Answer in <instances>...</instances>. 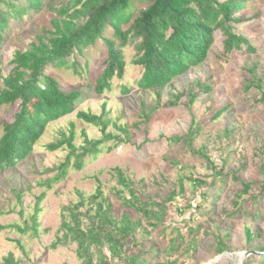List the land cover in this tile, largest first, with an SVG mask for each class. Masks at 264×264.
<instances>
[{
  "label": "rangeland",
  "instance_id": "374dc122",
  "mask_svg": "<svg viewBox=\"0 0 264 264\" xmlns=\"http://www.w3.org/2000/svg\"><path fill=\"white\" fill-rule=\"evenodd\" d=\"M9 1L27 6L24 0ZM64 1L45 0L38 11L28 10L20 18L5 14L2 76L10 71L15 51L26 50L51 30V10ZM147 5L134 2V16ZM234 17L232 33L248 40L252 51L242 46L225 54V38L215 31L207 59L161 89H138L142 68L132 63L139 56L134 43L121 48L123 77L113 78L111 91L100 96L93 89L107 58L102 40L81 55L74 52L67 67L46 68L64 90H79L81 98L74 112L46 125L24 160L0 172V226L6 227L0 231V263L12 254L19 264H81L77 243L64 236L62 224L74 225L76 215L83 231L97 225L96 204L105 200L112 218L128 215L137 223L124 250L145 260L142 264H241L236 255L246 252L244 264H264V1L244 3ZM104 38L113 39L111 29ZM123 87L128 89L125 96ZM103 104L105 133L112 137L94 157L82 159L81 169L74 168L71 158L65 176L55 181L69 150L63 146L48 152L46 146L71 131L75 154L85 145L83 134L101 140L99 128L76 114L98 116ZM17 111L18 104L0 107V136L2 124ZM244 184L249 185L247 193ZM96 190L100 199H94ZM12 225L27 230L8 228ZM102 230L115 232L112 225ZM98 252L107 264H122L109 256L107 244L90 247L93 261Z\"/></svg>",
  "mask_w": 264,
  "mask_h": 264
},
{
  "label": "trees",
  "instance_id": "16d2710c",
  "mask_svg": "<svg viewBox=\"0 0 264 264\" xmlns=\"http://www.w3.org/2000/svg\"><path fill=\"white\" fill-rule=\"evenodd\" d=\"M44 1L24 0L27 6L22 8L16 7L9 0H0V43L8 26L5 14L10 19L20 18L28 10L38 11ZM250 1L253 0H65L57 8H52L54 18L50 21L51 30H44L26 50L14 52L10 61L12 67L5 77L0 70V107L18 104L13 119L1 127L0 172L24 160L42 136L46 125L74 112L81 98L79 90L66 91L57 79L47 75V67H67L69 64L66 59L74 52L81 55L83 50L102 40L107 58L105 68L95 80L93 89L100 96L111 91L113 78L123 77L125 64L121 48L134 43L139 56L132 63L142 68L141 78L136 83L138 89H161L207 59L215 31H220L225 38V54L239 50L242 46L252 51L248 40L233 34L230 27V23L236 21L234 15L242 9L244 3ZM134 2L148 5L134 16ZM123 25H127L125 30L122 29ZM107 28L111 29L117 44L113 39L104 38ZM70 67L74 68L75 64H70ZM127 94L128 89L123 87L121 95ZM261 101L264 103V94ZM101 108L102 113L98 116L82 111L76 114L78 120L99 128L101 140L91 141L83 134L85 145L80 148V154H75L78 149L72 144L71 131L68 137L63 136L61 140L46 146L48 152H55L63 146L69 150L64 162L58 167L55 181L65 176L71 158L74 168L81 169L82 159L90 155L94 157L99 153L98 147L112 137L105 133L108 121L104 119V104ZM118 179L123 187L127 186L119 172ZM248 189L249 185L244 184L243 193H247ZM130 195L133 196L132 190ZM100 197L99 190H96L94 199ZM96 205L97 225L83 231L76 215L72 216L74 225L66 222L62 224L64 236H69L77 243L76 255L82 260L81 264H107L106 256L101 252H98L96 261H93L90 253L92 245L99 246L101 243L107 244L112 259H119L122 264H142L145 260L126 255L124 250L128 238L134 237L137 223L131 222L128 215H122L119 220L112 218L111 206L105 200ZM105 225L114 226V235L102 230ZM8 228L17 229L21 233L27 230L17 225ZM4 229L6 227L0 226V231ZM244 234L246 242L250 243V230L245 229ZM101 236L103 240L100 241ZM223 250L224 247L220 245L218 252ZM260 251L264 252V247ZM150 252L156 256L153 249ZM0 264L19 262L12 254H8Z\"/></svg>",
  "mask_w": 264,
  "mask_h": 264
},
{
  "label": "water",
  "instance_id": "95a60500",
  "mask_svg": "<svg viewBox=\"0 0 264 264\" xmlns=\"http://www.w3.org/2000/svg\"><path fill=\"white\" fill-rule=\"evenodd\" d=\"M250 252H246L243 254L242 259H241V264H244V260L249 256Z\"/></svg>",
  "mask_w": 264,
  "mask_h": 264
},
{
  "label": "bare ground",
  "instance_id": "6f19581e",
  "mask_svg": "<svg viewBox=\"0 0 264 264\" xmlns=\"http://www.w3.org/2000/svg\"><path fill=\"white\" fill-rule=\"evenodd\" d=\"M236 256L241 259V257L243 256V254H237Z\"/></svg>",
  "mask_w": 264,
  "mask_h": 264
}]
</instances>
